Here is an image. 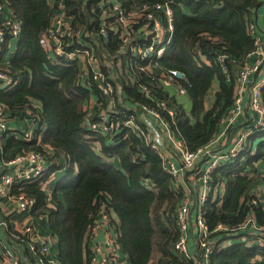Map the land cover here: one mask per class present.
Here are the masks:
<instances>
[{
	"label": "trees",
	"instance_id": "16d2710c",
	"mask_svg": "<svg viewBox=\"0 0 264 264\" xmlns=\"http://www.w3.org/2000/svg\"><path fill=\"white\" fill-rule=\"evenodd\" d=\"M5 1L12 17L20 22L21 31L8 60L17 82L11 89L0 91V103L6 106L9 117L24 118L28 108L36 116L37 128L31 137L20 130H16L18 135L6 133L0 157L20 150L38 151L50 162L48 175L57 170L65 172L52 190L50 205L38 182L24 187L35 198L30 214L47 216L59 263L94 264L90 230L106 213L107 225L115 229L120 254L128 264H184L173 249L179 236L176 210L182 191L175 187L163 160L140 132L145 128L142 119L135 113L137 129L122 127L113 135L92 130L90 124L99 115L96 108L95 112L90 110L92 103L107 110L109 100L102 95L91 72L87 73L89 86L81 84L78 59L51 56L43 47L41 39L50 27L56 6L46 0ZM62 1L71 28L80 31L79 38L91 45L102 72L113 84V107L120 121L135 112L133 106L157 107L156 100H165L175 110V116L171 119L164 110L161 114L182 138L187 151L207 145L220 133L221 120L233 104L236 72L255 50L248 27L255 22L262 0H115L126 10L168 1L173 36L157 64L160 69H177L184 74L180 83L186 89L189 110L164 90L157 74L139 72L140 60L119 51V38L109 34L104 39L97 34L100 0ZM6 51L7 43L0 59ZM220 55L225 56L223 62L219 61ZM120 57L121 71L113 68L110 74L105 61L115 62ZM222 67L229 73V80ZM125 68L136 74L139 83L130 81ZM216 79L218 88L208 98ZM142 85L148 87L154 100L145 97ZM261 95L264 106V87ZM208 99L210 104L206 106ZM240 119L228 133L238 126L251 129V133L233 161L212 175L213 184L224 183V195L219 203L209 196L203 206V217L210 229L218 222L232 225L241 220L247 210L249 189L257 181L264 183V171L256 170L254 165L264 160V128L254 130L246 116ZM256 214L258 222L264 224L261 202ZM210 236L220 240L231 237L226 230ZM236 236L234 240H238ZM1 249L0 244V253ZM24 258L34 263L27 251ZM211 259L215 264H264V245L234 242L214 250Z\"/></svg>",
	"mask_w": 264,
	"mask_h": 264
},
{
	"label": "built area",
	"instance_id": "2783aa9c",
	"mask_svg": "<svg viewBox=\"0 0 264 264\" xmlns=\"http://www.w3.org/2000/svg\"><path fill=\"white\" fill-rule=\"evenodd\" d=\"M55 5L51 17L50 27L41 42L51 56H60L65 59H78L80 66V82L89 86L87 73L91 72L95 83L99 86L102 95L109 100L107 110L92 103L91 111L98 110L97 121L91 122V129L102 134L113 135L122 127L135 129V113L145 124L141 129L144 139L152 150L163 160L165 169L174 178V185L182 191V198L176 210V224L179 236L173 245L178 257L184 264H215L211 254L219 247H228L234 242H241L247 246L264 245V224L258 222L255 208H258L261 197L258 187L249 189V198L245 201L247 207L243 218L234 224L218 222L212 229L203 217V206L211 200L221 201L224 195V183L213 184L212 175L218 168L233 161L244 146L245 138L251 129L236 128L229 132L231 126L235 127L237 121L246 116L250 121L249 127L256 130L264 128V106L261 89L264 87V52L262 51L260 37L257 35L256 23L249 24V32L253 36L257 55L253 64L244 65L236 72V85L233 94V104L228 113L222 118L221 131L214 136L211 142L195 151H187L182 138L172 131L169 121L161 114L166 111L172 119L175 110L168 107L164 100H156L157 107L149 105L133 106L132 112L124 120L118 119V112L113 107V84L108 80L95 57L91 45L80 39V31L75 32L70 25V18L63 11L62 0H46ZM98 33L104 39L109 34L120 39L121 52H128L131 58L140 60L139 72L157 74L159 83L164 90L172 88L178 95H185L186 89L181 85L184 74L177 69H160L157 64L170 43L173 36L172 9L168 1L164 3H144L130 10L123 8L115 0H100ZM20 22L14 19L5 0H0V54L4 44L7 51L15 47L20 37ZM75 38L77 40H75ZM127 47V48H126ZM11 49V51H13ZM7 51L4 53L6 54ZM224 55L219 56L223 62ZM107 70L113 74V68L121 71L122 59L115 62L105 61ZM125 72L131 82L139 83L135 73ZM226 80L229 73L222 67ZM256 74H258L256 76ZM17 82L12 75L7 62L0 59V91L11 89ZM141 90L145 97L154 100L148 87L142 85ZM117 93L122 99L120 83H117ZM24 117L28 124L20 129L31 137L37 128L36 116L25 109ZM9 116L6 106L0 103V144L3 136L18 135L20 132L9 126ZM137 129V128H136ZM27 132V133H26ZM61 157V156H57ZM50 162L48 158L38 152L30 150L19 152L9 157H0V264H60L53 252L54 238L46 230L41 233L42 217L31 215L35 204L33 195L24 191L28 184L38 182V186L46 192V201L52 204L50 175H48ZM15 187L18 191H15ZM5 205V206H4ZM192 208V210H191ZM25 217L28 220H25ZM34 220V221H32ZM23 223L20 225L19 223ZM108 224V216L102 213L97 223L90 230V244L93 263L98 264H128L122 259L117 242L115 229ZM104 231V240L96 241L98 231ZM226 230L231 237L218 239L211 237L210 233ZM233 235H238L234 240ZM33 256L34 263L24 258V252ZM99 256V258H98Z\"/></svg>",
	"mask_w": 264,
	"mask_h": 264
},
{
	"label": "crops",
	"instance_id": "0c3cea01",
	"mask_svg": "<svg viewBox=\"0 0 264 264\" xmlns=\"http://www.w3.org/2000/svg\"><path fill=\"white\" fill-rule=\"evenodd\" d=\"M9 8V7H8ZM10 11V9H9ZM255 23H256V31H257V35L260 37V41H261V47H262V51L264 52V0H262L261 4H260V7L258 9V14L257 16H255ZM13 49V47L11 48ZM257 55L255 53H251L247 56L246 58V65L250 66L253 64L254 60L256 59ZM10 58V55L8 53L6 54H3V59H5V61L7 62V65H8V60ZM258 74H256L257 76ZM212 94L213 92L210 90V93L208 95V98H211L212 97ZM180 99L183 101V104L185 106V108L187 110L190 109V102H189V99L186 95H181L180 96ZM210 102V99H208L206 101V106H209V103ZM242 119H239L237 121L238 122H241ZM9 126L14 129V130H20V129H23L27 124L28 122L26 121L25 118H18V117H15V116H11L9 117ZM238 129H241L243 130L245 128V126H238L237 127ZM21 132V131H20ZM263 164L264 165V160L262 161H258V164ZM264 171V166L262 167V169ZM64 171L63 170H57V171H54L52 173V175H50V180H51V188L55 187L56 183L64 176ZM252 187H258V195L261 197V203H262V208L264 209V183L263 182H256V184H253ZM25 220H28L26 217L24 219ZM34 221V220H32ZM23 223L20 222L19 224L21 225ZM41 233H45L46 230L48 232H50L48 229V219H47V216L45 217H42V221H41ZM55 245V240H54V243H53V252L56 254V247L54 246ZM92 246V245H91ZM122 255V254H121ZM123 256V255H122ZM99 258V256H98ZM122 259L124 261H126V258L125 256L122 257ZM94 264H98L97 262H94Z\"/></svg>",
	"mask_w": 264,
	"mask_h": 264
},
{
	"label": "rangeland",
	"instance_id": "374dc122",
	"mask_svg": "<svg viewBox=\"0 0 264 264\" xmlns=\"http://www.w3.org/2000/svg\"><path fill=\"white\" fill-rule=\"evenodd\" d=\"M11 49H9L8 51H7V53L10 55L11 54ZM217 88H218V80L216 79L215 81H214V83L212 84V86H211V91L212 92H215V90H217ZM167 89V88H166ZM165 89V90H166ZM168 91H169V93H170V96H173L175 99H177V102H180V103H183V101L180 99V96L181 95H178V94H176L173 90H172V88H169V89H167ZM165 101V100H164ZM166 102V101H165ZM237 124V123H236ZM213 139H214V137H213ZM10 154V153H9ZM6 157H8V156H5V158ZM255 165V168H256V170H261L262 169V167L264 166L263 164H258V163H255L254 164ZM5 206V205H4ZM256 209H257V207L255 208V211H256ZM255 216H257V214H255Z\"/></svg>",
	"mask_w": 264,
	"mask_h": 264
},
{
	"label": "water",
	"instance_id": "95a60500",
	"mask_svg": "<svg viewBox=\"0 0 264 264\" xmlns=\"http://www.w3.org/2000/svg\"><path fill=\"white\" fill-rule=\"evenodd\" d=\"M192 210V208H191ZM96 241L102 242L104 240V231L102 229H100L98 231V234L96 235Z\"/></svg>",
	"mask_w": 264,
	"mask_h": 264
}]
</instances>
